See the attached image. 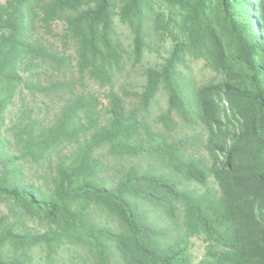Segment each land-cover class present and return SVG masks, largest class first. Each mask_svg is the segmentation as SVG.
<instances>
[{
    "label": "trees",
    "instance_id": "1",
    "mask_svg": "<svg viewBox=\"0 0 264 264\" xmlns=\"http://www.w3.org/2000/svg\"><path fill=\"white\" fill-rule=\"evenodd\" d=\"M134 30L133 59L141 61L148 40L172 39L170 57L147 67L141 93L114 89L125 65L117 19ZM64 24L62 32L53 28ZM204 62L209 76L197 80L189 62ZM91 84L109 87L104 104ZM65 93L48 125L36 119L16 127L11 146L40 163L62 145L79 143V156L54 167L48 191L21 180L17 156L1 130L19 92ZM167 99L164 122L173 116L198 121L208 131L207 158H186L148 119ZM149 146L168 172L134 165L109 167L97 153L138 157ZM183 142V141H182ZM182 144V143H181ZM117 171V172H118ZM219 194L183 188L207 184ZM0 264H45L78 245L93 264H192L189 243L204 234L202 264H264V0H6L0 2ZM146 207H154L181 234L160 240ZM107 222L104 223L102 218ZM36 221L43 231L26 225Z\"/></svg>",
    "mask_w": 264,
    "mask_h": 264
},
{
    "label": "rangeland",
    "instance_id": "2",
    "mask_svg": "<svg viewBox=\"0 0 264 264\" xmlns=\"http://www.w3.org/2000/svg\"><path fill=\"white\" fill-rule=\"evenodd\" d=\"M6 0H0L4 3ZM117 20V36L123 43L126 49L125 65L123 70L116 76L114 82V89L130 94L141 93L145 84L144 71L147 67H161L170 57L173 42L172 39L166 37L165 39L148 40L146 44L143 57L140 62L135 63L133 59L134 47V30L128 23H123ZM53 28L57 32H62L64 24L61 21H56ZM190 71L197 73V80L209 76V71L205 69L204 62H189ZM91 89L95 95H99L104 104L107 103L106 96L109 92V87H100L97 84H91ZM26 90L20 91L15 98V102L6 111L5 123L1 130L2 137L5 139L7 150L10 154L17 157V165L21 169V180L26 185H32L36 189L48 191L50 188V179L54 173V167L59 162L69 163L75 160L80 152L79 143H69L59 146L52 154L50 160L35 163L28 158L20 156V152L13 149L11 146L13 135L16 127L31 124L36 119L40 125L50 124L58 115L61 106L64 104V99L68 97L65 93H52L49 95L38 94L36 96L28 94ZM160 101L155 108L150 112L148 119L151 121L153 131L164 138V141L169 145H179L178 153H181L186 158H207V152L204 148V140L208 136V131L204 125L195 121L193 124L184 123L178 116H173L172 123L166 124L163 115L167 113V99L161 94ZM183 141V142H182ZM182 143V144H181ZM150 142L146 143L149 147L144 153L138 157H122L118 159L115 155L109 152L106 148L98 149L97 153L104 163L109 167L106 173V178L112 179L120 173L118 168H130L134 165L149 172H168L166 161L158 152L149 146ZM118 171V172H117ZM183 188L194 193L201 194L207 189H211L219 194V186L215 178L211 176L207 184H201L195 181L185 182ZM146 213L150 222L154 223L156 227L161 230L160 240L163 243H172L181 234L182 229H177L164 216L160 215L154 207H146ZM0 215H6L9 223L15 222L13 213L10 211V206L7 202L0 204ZM104 223L107 222L105 217L102 218ZM33 230L43 231L44 227L36 221L28 222L26 225ZM207 242L205 235L200 234L192 236L189 243V252L192 256V264H202V261L208 259L207 257ZM36 260H43L45 264H93L89 256L78 245L67 244L54 258V262H50L45 252L41 250L35 251ZM115 264H125L120 258H114Z\"/></svg>",
    "mask_w": 264,
    "mask_h": 264
}]
</instances>
